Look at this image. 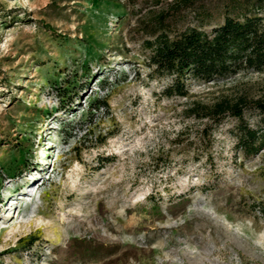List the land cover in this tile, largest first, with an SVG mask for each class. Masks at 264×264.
I'll list each match as a JSON object with an SVG mask.
<instances>
[{
	"label": "rangeland",
	"instance_id": "rangeland-1",
	"mask_svg": "<svg viewBox=\"0 0 264 264\" xmlns=\"http://www.w3.org/2000/svg\"><path fill=\"white\" fill-rule=\"evenodd\" d=\"M153 2L0 0V264H264V149L187 111L264 99V73L167 98Z\"/></svg>",
	"mask_w": 264,
	"mask_h": 264
},
{
	"label": "trees",
	"instance_id": "trees-1",
	"mask_svg": "<svg viewBox=\"0 0 264 264\" xmlns=\"http://www.w3.org/2000/svg\"><path fill=\"white\" fill-rule=\"evenodd\" d=\"M156 0L159 10L140 18L143 47L149 52L151 78H167V98H188L190 84L211 83L242 73H264V0ZM191 14L188 18L185 14ZM188 112L220 123L238 121L237 149L245 156L264 149L263 128H250L248 114L264 125V99L241 95L224 97L211 105L194 103ZM264 216V204L261 208ZM29 241L28 248L34 245Z\"/></svg>",
	"mask_w": 264,
	"mask_h": 264
},
{
	"label": "bare ground",
	"instance_id": "bare-ground-1",
	"mask_svg": "<svg viewBox=\"0 0 264 264\" xmlns=\"http://www.w3.org/2000/svg\"><path fill=\"white\" fill-rule=\"evenodd\" d=\"M48 163L46 162V161H42V165L41 166H39V167H37L38 169H43V168H45L46 167V165H47ZM37 175H33V176H31L28 180H27V182H29V183H31V182H35L37 179ZM12 196L13 195H9L8 197L11 199L12 198ZM19 197V196H18ZM18 197H17V199H18Z\"/></svg>",
	"mask_w": 264,
	"mask_h": 264
}]
</instances>
